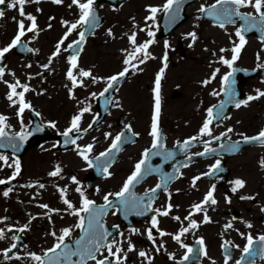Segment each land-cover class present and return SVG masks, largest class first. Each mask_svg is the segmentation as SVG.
<instances>
[{
    "label": "flooded vegetation",
    "instance_id": "flooded-vegetation-1",
    "mask_svg": "<svg viewBox=\"0 0 264 264\" xmlns=\"http://www.w3.org/2000/svg\"><path fill=\"white\" fill-rule=\"evenodd\" d=\"M11 0H6L7 3H10ZM82 3L86 2V0H81ZM142 2V3H141ZM166 3V0H95V10L96 15L98 16V24L96 27L92 28L89 26L81 25L76 30L72 31L71 35L68 36L66 40H64L63 45H61L60 54L58 56H54L56 52V46L60 42V40L65 36V34L69 31V27L72 23H77L80 19V10L77 5L73 4L72 0H62V3L56 4L53 0H39V3L30 2L24 6V11L26 16L32 15L36 17L37 34L32 32H28L24 37H22V41H25L28 47L27 49H32L29 54L18 55L16 53V48H13L9 53H7L4 57L6 58V67L4 68L5 75L1 80V85L4 87L6 83H4V78L9 79V83H13L17 79H23L27 81L31 76L35 79H40L43 84L49 79V71H53V65L62 64L61 71L62 75L65 79H68L67 73L71 69L70 57L75 55V51L72 49L65 50L69 44L74 43V41L79 40V33L83 31L85 33V39L80 45V49L77 52V68L72 69L73 74L77 76L78 84H82V86H74L67 87L68 89L77 90V108L74 109L67 104V109H65L59 117L47 116L49 112L44 111L42 108H36L35 110L39 112L42 118L45 121V124L42 123L41 127L38 129L37 135L33 136L30 140L33 142L32 146H38L37 152H39V156L50 154L54 152V155L58 158L59 161L62 160V153L68 152L71 149H62L59 144L60 136L65 130H67L71 126L72 118L79 114L80 111L85 107H90V111L83 114L80 121V129L83 130L89 125L93 124V121H96L97 117L100 115L102 111L101 102L98 99L99 94L108 86L109 78L115 75H118L120 72L124 71L129 65L124 63L128 53H130L133 49V45L130 43L129 37L134 34L135 27H141V39H136V46L143 45L145 42L150 40L154 41L150 44L148 48V52L152 55L153 53H157L159 55V63L162 61L165 54H167V61L169 65V70L171 65L173 64V58L176 54V57L181 61H191L194 63L206 64L207 67H210V71L206 72H194V73H179L177 79L187 80L192 79L195 80L194 84L198 85L195 89L189 90L192 93L191 99L195 101V106L193 109L199 111L197 117L196 114L190 113L192 119L186 120L184 124L192 125L193 129L190 133H186L184 135H174L166 137V145L167 148H172L176 146V150H180L179 154L175 155V158H169V160H165L162 157H159L155 160V164H158V168L163 170L164 168H168L171 164H168L169 161H174V171L168 175L173 178V174L177 168L179 169V173L177 176L179 178H175L174 180H169L168 185L170 184V190L167 195L164 196L163 203L166 205L172 204L175 206V215L179 216L180 221L175 220V230L179 231L181 227H187L189 222L184 218L189 215L192 211V206L196 204L198 199V191H203L205 188L209 189L212 185L215 187H230L233 186L232 170H243L247 166H250L252 159H245L243 163L231 164L230 162L236 157L242 155L244 152L239 154H234L231 156H226L228 151L231 149L226 146L227 143L236 140H244V137H254L257 136L260 131L264 130V96L255 101L254 107H256L255 113L252 115L251 112L246 111L241 114L246 105H241L240 107H232L225 117L216 123L213 122L209 125L212 131V137L203 136L199 139L193 141V146H190L187 152H182L183 142L185 140H189L192 137H198L200 133V129L202 128V124L205 122L204 116L206 114V109L212 108V106L218 102L221 98V90L224 87L223 84V76L228 72L232 71V69L228 68L227 65H224L220 62L221 57L225 59H231L233 53L231 49L236 44L239 43V38L235 35L238 29L247 28V24L240 20L237 17H233L232 19L235 21L232 24H224V27H220L221 23L215 22L213 18H206L205 15L200 11V9L208 8L217 3V0H184V2L179 6L180 11L176 12L175 9L173 12H164L159 11L155 14V19H147L152 13L149 11L150 8L156 7L161 8ZM6 5H0V10L5 11V16L0 18V49L8 46V41L10 35L5 31V22L12 20L15 22V25H18V21L24 20L25 30L30 25V21H28L25 17H21L17 9L8 8ZM225 6H222L223 8ZM227 7H234L233 5H228ZM220 8V9H221ZM140 11L143 12L141 15V20H135V12ZM241 13H251L253 16H257L255 10L251 7H242L240 8ZM175 16V20H170V16ZM15 18V19H13ZM259 18H257L258 20ZM190 20V22H188ZM217 21H227L225 19L217 20ZM64 22H67L65 24ZM51 25V26H50ZM181 28V30H179ZM231 29L228 33L227 37L224 36L223 32H212L210 34H206L204 30H227ZM18 27L14 29L13 32L17 31ZM179 30V31H178ZM198 30L201 32L198 33ZM151 31L155 35L149 36L148 32ZM195 32L197 39L195 43H193L189 33ZM111 33V34H109ZM260 37H259V36ZM177 36V37H176ZM173 37V39H171ZM176 37V38H175ZM166 38H169L166 40ZM123 42V46H121L120 50L116 51L115 55H122L120 68L112 64L109 59L110 56L103 55L98 49L100 47H110L115 42ZM167 43V48L165 44ZM11 44V41H10ZM191 45V47H190ZM95 48L96 52L93 55H87L88 48ZM44 48H50V50L45 53L41 57ZM221 49H225L226 51L221 52ZM98 50V51H97ZM14 51V58L10 55ZM257 54H259V60L257 59ZM50 58H52L50 60ZM3 59V60H4ZM12 59V61H11ZM23 61H20V60ZM251 60L253 62L252 65L244 66L242 61ZM150 61V59H149ZM20 67L16 66L17 63H20ZM148 60L145 62L147 64ZM32 63H35L39 67V71L36 73L31 72ZM111 63V65H110ZM133 63V61H132ZM29 65H31L29 67ZM48 67L45 68L44 66ZM242 66L248 67L251 69H255L254 78H245V72L237 71L234 76L238 81L239 88L241 89V94H244V89H248L250 91H255L257 94V90L264 91V67H259L258 65H264V32L258 31L257 29L250 30V34L247 36L246 44L242 49L239 59L234 63L233 66ZM164 66V62L161 68ZM139 68V67H138ZM219 69V72L213 70ZM90 71V77H81L79 76V71ZM120 70V71H119ZM20 72L21 74H18ZM134 72L135 69L132 70L130 75L124 80V82L118 86L114 91V97L112 105L109 109L108 114L104 117L101 123L95 126L91 131L82 135L78 139L77 146L72 149L79 151L85 148L87 145H93L92 151L88 154L97 155L105 149H108L114 138L119 135L124 128L129 126L134 127L136 124L133 114L131 117L128 112L130 110L126 108L124 99H123V89L126 86L125 90H128V87L133 91L134 84ZM148 72V71H144ZM141 72V73H144ZM160 71H156L154 69L152 73L150 86V105H154V88H155V79L157 74ZM15 75H12V74ZM215 73V78L212 79L213 74ZM169 74V71H168ZM233 76V77H234ZM93 77H95V81H93ZM253 78V80H251ZM165 79L166 73L164 71V75L161 79V87H160V95L162 106L165 103V93L163 92V88L165 87ZM211 83L207 85L204 84V81L210 80ZM235 80V81H236ZM233 81V80H231ZM230 81V84L234 83ZM22 85H25L24 82H20ZM183 83L175 86L172 94L177 97L183 98L186 96L187 91L182 88ZM215 88V89H214ZM234 88L232 86L230 89ZM214 89V90H213ZM213 90V91H212ZM38 92H43L44 87L41 86ZM46 91V90H45ZM70 92V90H69ZM234 92V91H233ZM246 92V91H245ZM96 95L93 96L92 94ZM213 93H216L215 95ZM200 95V98H197ZM108 96V95H106ZM132 101V99H131ZM235 101H239V97L235 95ZM107 102V97L102 99V103ZM228 102H232L230 96H228ZM253 106V105H252ZM31 108L29 109L30 113ZM118 110H125L120 114H117ZM3 114L8 116V122H6L9 127V131L13 133H19L21 131H26L31 122L32 117L31 113L29 116V120L27 125H25L21 119V115L9 114V111L2 110ZM263 117L260 121L255 123V119L257 117ZM193 117L198 120H193ZM224 125H220L221 123ZM54 125V127L52 126ZM17 128L14 130L13 127ZM232 129V131H228ZM249 129L251 132H249ZM74 132H76L74 130ZM226 133V135H222ZM106 134H110L107 135ZM214 137H220L219 142H216ZM211 141L208 144L210 149H215L214 152H209L208 157L205 158H193L196 153H200L205 150L204 141ZM102 142L108 143L107 146L97 150L100 147ZM151 140H146L144 143L136 142L127 146V149L132 154V168L135 169V165L142 159L143 153L145 150L152 146ZM258 142V141H257ZM260 143V142H258ZM44 144V145H42ZM257 147L262 148L261 156L264 158V144L259 145ZM28 148V149H29ZM193 151V152H192ZM2 156H12L10 153H1ZM191 156V160L188 159V156ZM225 155V156H224ZM34 159V158H32ZM48 165L47 173L51 170H54L57 166L61 168V170H65L62 163L53 164L51 158L45 159ZM220 161V167L222 171L217 172V176L208 177L205 176L204 173H207L211 170V168L216 164V161ZM230 161V162H229ZM187 163V167H183ZM227 168H226V166ZM37 169L39 171L43 170L37 165ZM73 175H77L76 170H72ZM229 173L228 178L226 175ZM200 175L202 178L196 181L195 187H193V179L197 175ZM176 176V177H177ZM227 181L222 183L224 180ZM240 179V178H238ZM247 184L246 179H240ZM161 181V176L158 177H150L146 181V185L149 187L155 186L159 184ZM46 185V181L42 180ZM167 185V186H168ZM50 186L54 187V189H62L61 185L57 183H50ZM75 192V188H73ZM248 197V196H247ZM4 200L5 197L3 196ZM257 206L259 207V213L256 216L254 213H251L248 216V210L250 211L252 208L247 207V211H243L241 213L240 209L235 210L231 209V213L240 214L242 217L243 226L247 224H259L264 223V201L260 202L258 200V196L254 197ZM9 213H11V209H8ZM58 213V211H56ZM197 214L192 215V219L196 221ZM225 215V212H224ZM261 221V222H259ZM182 222V223H181ZM233 220L226 222V225L231 223ZM168 227L170 225H167ZM229 229V228H227ZM193 233V229L189 231V234ZM22 239L23 243L27 242L26 237L23 234L19 235ZM23 247V245H20ZM11 247V246H10ZM6 249H4L5 251ZM1 251V249H0ZM1 263V256H0Z\"/></svg>",
    "mask_w": 264,
    "mask_h": 264
},
{
    "label": "snow or ice",
    "instance_id": "snow-or-ice-1",
    "mask_svg": "<svg viewBox=\"0 0 264 264\" xmlns=\"http://www.w3.org/2000/svg\"><path fill=\"white\" fill-rule=\"evenodd\" d=\"M30 2H36L39 3V0H11L10 3H7L6 0H0V5H6L8 8L11 9H17L19 12V15L21 17H25V11L24 6L27 3ZM54 3L60 4L62 3V0H53ZM73 4L77 5L80 10V19L77 23H72L69 27V31L65 34V36L60 40V42L56 46V52L54 53L55 56H58L60 54L61 45H63L64 40L68 38V36L71 35L72 31L76 30L81 25L89 26V27H96L98 24V16L96 15V10L94 7L95 0H86V2L82 3L81 0H72ZM184 2V0H166V3L161 8L152 7L149 9V11L152 13L151 16H149L147 19L154 20L155 14L159 11L164 12H173L175 9L176 12L180 11V5ZM218 5H224L225 7L221 9H217V5H212L211 9L201 8L200 11L202 13H206L209 16H215L216 19H225L228 22H234L232 20V17H237L240 20L244 21L247 24V28L238 29L235 33V35L239 38V43L236 44L234 42V47L231 49V52L233 53L231 59H225L224 57H221L220 62L224 65H227L228 68L232 69V71L228 72L226 75L223 76V84L225 87L229 86L231 78L234 76V74L237 71H240V69L234 68V63L239 59L240 53L242 49L244 48L246 44V40L244 35L242 34L244 31H250L252 29H257L258 31L264 32V0H217ZM228 5H233L234 7H227ZM242 7H251L255 10V13L258 16V20L256 16H253L251 13H241L240 8ZM5 16V11L0 10V18H3ZM175 16H170V20H175ZM15 19V18H13ZM26 19L30 21V25L27 27V30H25V23L24 20L18 21V33L15 36V38L12 40L11 44L8 46L0 49V62L3 61L5 55L9 53L13 48H17L21 45L22 37H24L28 32H32L34 34H37V24H36V17L32 15H27ZM67 24V22H64ZM51 26V25H50ZM220 27H224V24L221 23L219 25ZM111 34V33H109ZM149 36H154L155 34L151 31L148 32ZM188 36L191 37L193 43H195L197 36L195 32L189 33ZM85 39V33L81 31L79 33V40L74 41V43L69 44L66 51L69 49H72L74 46H80L82 42ZM130 43L134 46L132 51L128 53V56L126 57L124 63L126 65H131L133 69L138 68L139 64L145 63L148 59H155L147 50L151 43L154 41L150 40L148 42H145L143 45L136 46V36L135 34H132L129 37ZM165 47L167 48V43L165 44ZM191 47V45H190ZM27 51H32V49H27ZM226 51L225 49H221V52ZM50 58V60L52 59ZM257 59L259 60V54H257ZM137 60V64H133L132 61ZM164 66L161 68L160 72L157 74L155 79V104H154V115L151 125V132L150 135L153 137V143L152 147L150 149L145 150L143 153V159L138 162L135 165V171L133 174L127 179L125 184L123 185V188L120 192L114 194L116 197V200L119 202L121 206H123L126 210H135L139 209V211H136V215H145L150 211H153L151 204L153 200L156 198V193L158 190L163 189L164 191H167V185L168 181L172 179L171 176L169 177H162V183H159L156 185L155 188L150 189L149 192L145 193V197H147L148 202H144L143 197H136L132 192L131 188L135 183H138L139 180L142 178V176L145 174V171L148 173L153 171H158V169H152L149 167L147 170H145L144 166L149 158V155H164L165 159L175 158L176 153L174 152H167L163 153L161 151L153 152L152 149H163L162 144V135L159 128V117H160V110H161V98H160V87H161V79L164 75V71L167 67V54L163 57ZM70 64L71 69L67 73V77L70 81H72L74 86H82V84H78L77 76L73 74L72 69L77 68V55H73L70 57ZM31 65H29L30 67ZM259 67H264V65H258ZM45 68L48 66L45 65ZM216 72H219V69H216ZM128 73V68H125L124 71L120 72L118 75L112 76L109 78L108 86L105 88L104 92H108L109 89L113 87V85L120 80L121 77H124ZM5 75L4 69L0 68V80L3 79ZM12 75H15L14 73ZM92 74L90 71H79V76L81 77H90ZM215 78V73L213 74L212 79ZM95 77H93V81H95ZM234 83V81H231ZM4 83L7 84L8 88L10 89L9 95L7 96V99L12 102L13 105L19 104L18 109V115H22L25 109H30L31 105L25 101V93L30 91L29 87L27 85H22L19 80H16L15 83H8L7 81H4ZM208 83H211L210 80L204 81V84L207 85ZM22 88L23 91L18 92L17 88ZM258 95L257 96H249L247 100L244 101H235V92H232L230 94V97L232 101L235 102V106L238 108L241 106V104L247 105L248 101L259 99L261 96H264V91L257 90ZM214 95L216 93H213ZM93 96L96 94L93 93ZM104 93H101V96H103ZM18 97V100L15 99ZM221 112L216 114L215 118H220L222 116V109H223V102L220 105ZM90 107L83 108L79 114L75 115L72 118L71 126L65 130V132L62 134L64 137H67L68 139L65 141V143H71L76 144V139L71 138V134L75 130L76 132L81 131L79 125L81 118L84 113L89 112ZM36 115H39V113H36ZM208 119L203 124L202 128L200 129V133L198 137H192L189 140H185L183 142V146L181 150L186 151L190 146H193V141L199 139L203 136L212 137V131L209 127V125L212 123V120L214 118L213 110L210 108L208 109ZM7 117L0 115V139H3L5 137H8V132L5 130L9 127V125L6 123ZM95 123V121H93ZM54 127V125H52ZM91 124L89 125V128H91ZM130 130V128H129ZM86 132L87 129H84ZM229 132L232 131V129L228 130ZM29 133H25L24 131H21L16 134V137L10 138V146L13 148H16L17 145L12 142L15 141V139H19L20 141H24L27 139V136ZM110 135V134H106ZM223 135H226L223 134ZM124 136V133H120L117 135L110 148L107 150V152L101 153L100 156H108L113 150L119 151L121 146L122 137ZM80 138V137H77ZM214 139L219 140L220 137H214ZM245 142L249 141H259L261 144H264V130L260 131V133L257 136L254 137H244ZM211 141H204V147L205 152L196 153L195 155L204 156L206 153L214 152L215 149H210L208 147V144H210ZM2 146V145H0ZM235 148V145L232 146ZM93 145L89 144L85 148L81 149L79 151V155L88 162L89 166H93V161L88 159V153L92 151ZM191 156H188V159L191 160ZM100 157H96V160H99ZM0 160L5 161L7 163V158L5 156L0 155ZM261 166L264 167V159L260 161ZM183 167H187V163L182 165ZM9 167H12V165H9ZM104 172L108 171L107 167H103L102 169ZM61 168L57 166L54 171L49 173L50 176H58L61 173ZM177 173H179V169L177 168ZM218 171H222L220 167V161L217 160L216 164L211 168V170L207 173H204L205 176H213ZM20 173V167H19V161L15 162V170L11 177H9L7 180L0 179V185L3 184H10L12 180H15L16 177ZM176 178H179L177 176ZM201 176H196L193 179V187H195L196 181L200 180ZM74 183H78L75 179V177L72 178ZM234 187L231 189L232 192H236L238 189L243 188L245 186V182L243 180L237 179L234 182ZM31 186V185H29ZM41 188L44 187L43 184L40 185ZM63 203L67 206L69 210H71L70 214L77 216L79 218V223L76 225V227L80 228L82 232H84V236L75 242V250H73V246L68 245L65 243V238L69 237L71 235V229L66 228L62 230V234L58 237H56V233H51L54 237L57 239V243L51 248L45 251L44 256L36 255L35 253H31V259L34 261H37L38 264H46L47 258V264H59L61 258L65 261H68L69 264H71V258L73 256L79 258V264H87V261L94 260L95 264H124V261L127 259V253L135 251V246L131 243L130 237L125 241H117L115 239L109 241L108 237L112 235L111 232H109L107 229L104 228V225L100 222V218L106 214V209L109 206H113V202L109 200L108 194L104 197L105 204L102 206H96L95 202L92 200H89L86 196H84V193L81 191L79 187L75 189L77 193H80L82 197V206L79 209H76L75 206L71 203L69 199L66 198V192L67 189H59ZM12 192V188L9 187L3 192L4 197H8L9 193ZM214 192H215V185H212L210 190L206 193L204 199L202 202L194 204L192 206V211L189 213L188 216H186L184 219L189 222L188 227H181L178 233L171 234L162 231L159 228V220L157 219V216H163L167 217L169 216L172 206L171 204H168L167 207L161 211L160 209H155L156 215H153L151 217V226L146 230L147 231V238L155 244L156 240L153 235V229H156L157 232L160 233L161 236H168L171 235L172 238L181 246L187 249V254L184 255L183 261H188L190 259V256L194 253L193 248L188 247L185 245L181 239L182 236H184L186 233L191 231L192 229H197L199 227V224L192 219V215L196 213H203L204 219L203 223H210L211 220L207 215V211L205 206L206 205H215L217 203V200L214 198ZM241 199H254V197H241ZM230 203L231 201L228 200ZM42 208H47V205H40ZM81 213L87 214V227H85V216L81 215ZM174 220L180 221L179 216L172 217ZM35 219V217H33ZM182 223V222H181ZM114 228L118 229V225L113 226ZM232 225L229 223L226 225V228H231ZM247 227H252L251 224H247ZM28 229V226L25 225L21 228H19L17 231L24 232ZM7 231L11 232L13 231L12 228H8ZM132 234H138L139 230L136 228H132L131 230ZM121 237H123V233H119ZM6 238L5 230L0 229V240H3ZM11 239L13 241H19L20 237L18 236H12ZM248 244L244 248V253L248 254L252 250L253 245V238L249 235L247 237ZM259 241L264 242V236L259 237ZM121 243H127V251L123 247L120 246ZM199 245H201L200 251L204 252L206 255V251L203 249L204 240L203 238L199 239L197 241ZM17 247V243H12L11 247H9L5 252L4 256L8 258V253L11 252L13 249ZM163 247L161 244L160 247L156 248V251L159 252L160 248ZM102 249H106L108 255L104 256L103 259H97V253H100L103 255ZM115 249V251H113ZM61 250V251H57ZM123 253V256L121 255ZM138 255L140 257H143L147 264H151V257L148 255L147 252L141 250L138 252ZM19 258V257H17ZM225 264H227V259ZM236 264H240V261H237Z\"/></svg>",
    "mask_w": 264,
    "mask_h": 264
},
{
    "label": "rangeland",
    "instance_id": "rangeland-1",
    "mask_svg": "<svg viewBox=\"0 0 264 264\" xmlns=\"http://www.w3.org/2000/svg\"><path fill=\"white\" fill-rule=\"evenodd\" d=\"M142 3V2H141ZM143 12L137 11L135 12V19L141 20V15ZM190 22V20L188 21ZM16 28L15 22L12 20L5 22V31L10 35L13 34L14 29ZM181 30V28L179 29ZM178 30V31H179ZM206 34H210L212 32H223L224 36L227 37L226 33L224 31H218V30H204ZM201 32V31H200ZM177 37V36H176ZM175 37V38H176ZM173 39V37H171ZM123 42H115L110 47H100L98 50L105 56H110L111 58L109 61L112 62V64L115 66L118 64L117 67L120 68L121 64V58L122 55H115L117 49L120 50L121 46H123ZM50 50V48H44L43 53L41 57H44L43 55L47 53ZM97 50V51H98ZM96 52L95 48H88L87 55H93ZM12 56V59L14 58L15 54H10ZM159 56V55H158ZM153 57L155 59H151L149 63L147 64V67L144 71V73H136L134 75V84H133V91L128 87V90L126 91L124 87L123 89V99L126 105V108L130 110V113L128 112L129 116L131 117V114H133L134 120L137 124V129L142 131V138L141 141H145L148 139V136L146 137L147 128L149 124V112H150V82L152 78V73L154 69H156L157 65L159 64V59L157 57V53H153ZM11 59V61H12ZM20 61H23L22 59ZM243 64L245 65H252L253 62L251 60H243ZM20 63H17L16 66L20 67ZM111 65V63H110ZM62 64H56L53 65L54 69L53 71H49V79L51 80L46 85L43 84V82L40 83V79H35L34 77H30L27 81L31 85L36 86V90H33L29 94V99L26 101L27 103H32L37 106H41V108L49 112L47 116H53V117H59L61 118V115L65 109H67V104L74 108V105L76 102L72 100V97H68L67 89L68 81L63 77L62 71H61ZM211 68L207 67L206 64H200V63H194L189 60L187 61H181L179 58L176 57V54L173 58V64L170 67L169 74L167 75L165 79V89L164 93L165 95V103H164V109L162 111L163 114V124L166 126V130L170 133V135H184L186 133H190V131L193 129L192 125H185L184 122L186 120L192 119V116L190 113L196 114V117L199 113V111L193 109L195 106V101L190 100L192 93L189 92V90L195 89L198 85L194 84L195 80L187 79V80H181L179 81L177 79L179 73H194V72H206L210 71ZM39 71V67L35 65V63H32L31 72L36 73ZM139 71H143L140 69ZM18 74H21L18 72ZM183 83L182 88L183 90L187 91L186 96L183 98L179 97H173L172 92L175 89V86L178 84ZM44 87V91L38 92L37 90L40 89V87ZM264 86V85H262ZM46 90V91H45ZM75 98V97H73ZM132 99V101H131ZM255 104V103H254ZM264 108V105L262 106ZM0 109L5 111H13L11 105L9 104L7 98H6V89L3 85H1L0 81ZM256 107L254 105L243 109L241 112L244 113L246 111L251 112L253 115L255 113ZM122 112H125V110H118L117 114H120ZM193 117V120H198L197 118ZM263 117H257L255 119V123L257 126L259 125L257 122L260 121ZM253 129H249L248 131L251 132ZM38 146H32L26 150L24 153L25 159V173L22 175V180H25L27 178H35L39 177L36 173L37 165L42 168L41 173H44L47 171L48 165L45 159L51 158L56 161V155H54V152H51L50 154L39 156V152H37ZM261 153L260 149L257 147H250L248 148L242 155L235 157L232 162L236 164H241L245 159H248L249 157L254 160L251 162L250 166H247L244 168V173L247 178H250L249 186L247 192L248 193H254L259 192L258 199L260 202L264 201V167H262L260 164L259 159L257 157ZM34 158L32 160V163L30 165V162L28 159ZM75 160V154L73 151L62 153V162L65 163L66 173L69 172L71 169L77 168L79 170V175L83 177L84 171L80 167V163L74 162ZM131 165V159L130 154L128 152H124L119 160L115 163L111 174H109L106 178H102L100 180H97L96 184L93 186V189L91 191L87 190V198H96L98 200L104 199V197L108 194H115L121 187V183L124 180V176L126 172L130 169ZM87 177V176H86ZM20 185L24 188V183H20ZM50 191L49 193H51ZM17 195V193H14V196ZM24 191L19 195L23 196ZM19 196H16L19 198ZM15 197V198H16ZM20 199V198H19ZM21 200V199H20ZM50 202L53 205H57L58 203L54 200H50ZM21 204L23 202L16 201L13 206H16L13 208L15 210V214H12L11 218L8 217L5 218L3 216V209L5 210V201L2 199L1 196V190H0V229L5 230L6 238L3 240H0V247L1 246H7L11 242L12 234L8 233L7 229L10 225L9 223H15L17 225H20V227H23L25 225L28 226V229L26 230L27 233V242L24 245V250L21 251L22 256L20 259H16L15 257H12L10 259L1 260L0 264H34L35 261L31 259V256L27 254V251H33V250H43L45 247L49 246L51 243L54 245L57 243L56 237L51 235L50 228L54 230L56 233V236L59 234V236L62 234V230L66 228H76V231L73 235H76L78 232L77 225V218L74 215H71L70 212L68 215H65L64 217L55 216L50 217L45 214V210L42 209L39 205H37V202H33L30 205V212L18 214L19 209H21ZM223 205H225V217L226 219L230 215V208H232L233 205H237L238 209H242L244 211H247V207H251L252 209L248 212V216L251 215V213L256 214V216L259 213V207L254 205V202L251 201H243L241 204H232L227 202L225 200V203L222 202ZM5 205V206H4ZM11 205V204H10ZM60 207H63L64 209L67 208V206L63 203L59 205ZM41 211H43L41 214ZM1 217H4L1 220ZM35 217V219H33ZM52 219L53 222H52ZM225 219V220H226ZM116 218L112 217L110 218V221H115ZM261 222V221H259ZM9 224V225H8ZM242 223L239 222V225ZM258 224V223H257ZM259 225V224H258ZM260 228H264V224L261 223ZM139 232L138 234L130 235V239L133 240L131 243L135 246V251L128 252L127 253V259L124 261V264H144L147 261L138 255V252L143 250L148 246V240L144 238L145 235L141 236L142 230L141 226L138 228ZM215 230V226L211 225L209 227L205 228V233L209 236L211 239L210 244L211 247L214 249V251H217V245H218V235L216 237L212 238L210 234L212 231ZM72 235V236H73ZM58 237V236H57ZM68 238V237H66ZM215 245V247H214ZM122 247L127 251V243H123ZM213 251V253H215ZM164 256V253H161ZM123 256V253L121 254ZM210 257H207L203 260L202 264L210 263ZM211 264V263H210ZM264 264V262L262 263Z\"/></svg>",
    "mask_w": 264,
    "mask_h": 264
}]
</instances>
